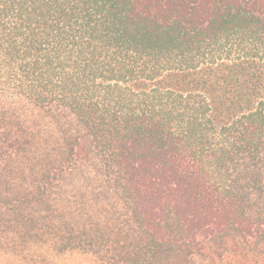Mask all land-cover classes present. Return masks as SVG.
Instances as JSON below:
<instances>
[{
  "label": "trees",
  "instance_id": "trees-1",
  "mask_svg": "<svg viewBox=\"0 0 264 264\" xmlns=\"http://www.w3.org/2000/svg\"><path fill=\"white\" fill-rule=\"evenodd\" d=\"M264 264V0H0V264Z\"/></svg>",
  "mask_w": 264,
  "mask_h": 264
},
{
  "label": "rangeland",
  "instance_id": "rangeland-1",
  "mask_svg": "<svg viewBox=\"0 0 264 264\" xmlns=\"http://www.w3.org/2000/svg\"><path fill=\"white\" fill-rule=\"evenodd\" d=\"M234 262L236 260L233 258L222 261L218 255L214 254L213 250H208L207 254L197 258V264H234Z\"/></svg>",
  "mask_w": 264,
  "mask_h": 264
}]
</instances>
